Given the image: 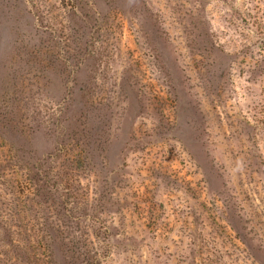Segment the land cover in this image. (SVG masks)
I'll return each mask as SVG.
<instances>
[{
  "label": "rangeland",
  "instance_id": "374dc122",
  "mask_svg": "<svg viewBox=\"0 0 264 264\" xmlns=\"http://www.w3.org/2000/svg\"><path fill=\"white\" fill-rule=\"evenodd\" d=\"M0 264H264V0H0Z\"/></svg>",
  "mask_w": 264,
  "mask_h": 264
}]
</instances>
